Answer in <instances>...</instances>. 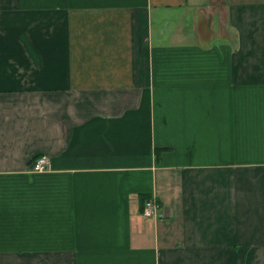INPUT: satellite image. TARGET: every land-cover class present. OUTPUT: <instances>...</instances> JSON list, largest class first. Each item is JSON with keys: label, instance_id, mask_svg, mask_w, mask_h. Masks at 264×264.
I'll use <instances>...</instances> for the list:
<instances>
[{"label": "crops", "instance_id": "0c3cea01", "mask_svg": "<svg viewBox=\"0 0 264 264\" xmlns=\"http://www.w3.org/2000/svg\"><path fill=\"white\" fill-rule=\"evenodd\" d=\"M0 264H264V0H0Z\"/></svg>", "mask_w": 264, "mask_h": 264}, {"label": "built area", "instance_id": "2783aa9c", "mask_svg": "<svg viewBox=\"0 0 264 264\" xmlns=\"http://www.w3.org/2000/svg\"><path fill=\"white\" fill-rule=\"evenodd\" d=\"M47 161L45 158H37L31 165V170L33 172H41L45 169ZM142 216L147 220H158L161 218L159 212V205L153 199L144 202L142 209Z\"/></svg>", "mask_w": 264, "mask_h": 264}, {"label": "rangeland", "instance_id": "374dc122", "mask_svg": "<svg viewBox=\"0 0 264 264\" xmlns=\"http://www.w3.org/2000/svg\"><path fill=\"white\" fill-rule=\"evenodd\" d=\"M151 200V199H150ZM148 201V200H147ZM160 212V211H159ZM141 215H142V212H141ZM143 217V216H142ZM144 218V217H143ZM146 220V218H144Z\"/></svg>", "mask_w": 264, "mask_h": 264}]
</instances>
